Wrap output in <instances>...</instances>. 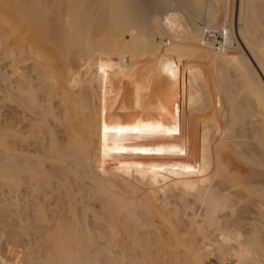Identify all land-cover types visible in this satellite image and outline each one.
I'll use <instances>...</instances> for the list:
<instances>
[{
	"label": "bare ground",
	"instance_id": "bare-ground-1",
	"mask_svg": "<svg viewBox=\"0 0 264 264\" xmlns=\"http://www.w3.org/2000/svg\"><path fill=\"white\" fill-rule=\"evenodd\" d=\"M55 1L50 21L40 13L44 3L0 0V57L19 79H9V94L59 124L55 132L48 128L46 161L37 164L47 187L57 178V194L64 189L74 232L64 240L65 228L57 226L51 262L78 264V240L92 242L97 230L86 228L80 236L76 212L85 200L74 196L80 181L90 187L83 188L90 191L84 214L97 209L91 213L104 230L99 238L123 256L112 262L207 264L229 257L231 264H264V0L170 3L182 6L177 9L165 0L166 13L148 8L146 0ZM232 1L238 36L229 18ZM197 19L224 28L239 41L237 51L203 45ZM29 63L33 76L24 68ZM33 80L46 92L45 102ZM11 123L8 146L0 137L6 150L0 186L10 196L20 191L23 175L31 181L42 175L30 156L15 154L18 133ZM11 200L3 216L15 225L22 218ZM44 210L40 216L46 218ZM27 245L10 251L30 256L36 249ZM2 257L0 249V264H11Z\"/></svg>",
	"mask_w": 264,
	"mask_h": 264
},
{
	"label": "rangeland",
	"instance_id": "rangeland-1",
	"mask_svg": "<svg viewBox=\"0 0 264 264\" xmlns=\"http://www.w3.org/2000/svg\"><path fill=\"white\" fill-rule=\"evenodd\" d=\"M36 1H39V0H35V2ZM55 1V0H54ZM160 1V2H159ZM158 2H157V0L156 1H150V0H146V2H148V3H146L147 5V7L148 8H151L152 10H153V8H155L154 10L155 11H158V12H160V13H166L168 10H166V9H168V8H166V6H164V5H166V2H168L169 4V9H177V8H181L182 6L181 5H179V4H176V5H174L175 3H178L179 1L177 0V2L176 1H173V0H166V2H164L165 0H159ZM161 1L163 2V3H165V4H163L162 5V3H161ZM35 2H33V3H35ZM47 2V3H46ZM150 2V3H149ZM152 2V3H151ZM172 2H175V3H173V4H170V3H172ZM37 3V4H36ZM35 4L38 6L39 5V3L41 4V3H44V4H41L42 5V7L41 6H39V9L41 10V12L40 13H44V15L46 14L47 15V17L49 16V20L50 19H52V21H54V8L56 9V7H57V5H56V7H54V2H53V0H42L41 2L39 1V2H36ZM153 3H155V4H153ZM161 3V6L160 5H158L157 6V4H160ZM35 4H31L33 7H34V5ZM55 4H56V1H55ZM148 4H150V6L148 5ZM151 4H153V7H151L152 5ZM232 5H230V9L232 10V11H230V9H229V18H231L230 19V22L231 23H233L232 24V26H233V31H234V34L235 33H237V25L239 26V22H238V14H239V12H238V8H237V6L236 5H234V3H233V1H232V3H231ZM35 5V6H36ZM46 5V6H45ZM52 5V6H51ZM45 6V7H44ZM173 6V7H172ZM176 6V7H175ZM41 7V8H40ZM158 7V8H157ZM172 7V8H171ZM233 7L236 9V11L234 12L233 10H235V9H233ZM37 9H38V7H36ZM158 10H157V9ZM47 9H49V11L47 10ZM51 9V10H50ZM62 9H64L63 10V13H64V16H65V13H66V9H65V7L63 6L62 7ZM43 10V11H42ZM53 10V11H52ZM47 12V13H46ZM53 13V14H52ZM231 14V15H230ZM51 21V20H50ZM238 22V23H237ZM197 23H198V25L199 26H201L202 27V25H204L203 24V22L202 21H200V20H198L197 19ZM236 28V29H235ZM236 30V31H235ZM235 35H237L238 36V33L237 34H235ZM158 40H160L159 38H158ZM239 40H240V43H241V39L239 38ZM238 41V40H237ZM239 42V41H238ZM1 56V55H0ZM0 137H2V135L4 136V138H1L2 140H8V138H9V141H5L4 143H6L7 144V146H8V142H10V140H11V138L9 137L10 136V122H12L11 124L13 125V126H15V130H14V132H17L18 134H17V139L15 140L16 141V143H15V145H17V147L15 146V148L16 149H18L17 150V152H15V154L18 156V158H20V155L22 154H24V153H26V154H24L25 156L26 155H28V156H30V158L28 157H26L27 158V161H28V159L29 160H31V162L30 161H28L29 162V164H32L33 163V165L35 166V164H36V167H34L35 168V170L37 169V170H39L38 171V173L39 174H42V173H40V167H39V165L37 164V161H46V155H45V152H44V150H47L48 151V149L49 148H47L48 146H49V144L51 143L50 141H51V136H50V128L49 127H51V128H53V130H54V132L55 131H57V125H59L58 123H54L53 122V120L52 121H46L45 119H44V115H41V114H43V113H41L40 114V111L38 110H34L36 107H31V106H29L28 105V107H29V109L31 110V112H30V110L29 109H27L26 107H27V103L25 102V100L23 101H18V103H23L24 102V104L25 105H21V104H18V103H16L17 101H16V99H15V101H14V97H13V99H12V96H15V95H17L16 93H15V95H13V93L11 92V94H9V91L10 90H8V89H10V87H9V84H10V82H9V79H10V81L11 82H16V80H19V79H17V77H12V76H10L9 74H11L10 73V70L8 69V67L7 66H9L8 65V60H6V61H4V60H2L3 59V56L2 57H0ZM6 62H8V63H6ZM77 62V63H76ZM76 64V65H75ZM74 66L75 67H78L79 66V63H78V61L77 60H75L74 61ZM34 67V65L33 64H31V63H29L28 65H26L24 68H25V70H26V72L29 74V75H32L33 76V73H30V72H32L33 70H32V68ZM35 68V67H34ZM33 68V69H34ZM46 73L48 72L47 70L45 71ZM50 72H51V70H50ZM6 80V81H5ZM33 85L35 86V92L37 93V97H38V99H39V101H41V102H45L46 101V99H47V94H46V92H43V91H41L38 87H37V85H38V82L36 81V80H33ZM8 84V85H7ZM16 84H14V86H15ZM7 87H9L8 89H7ZM235 89H234V91H237L236 90V87H234ZM16 92V91H15ZM9 94V95H8ZM12 95V96H11ZM11 96V97H10ZM16 97V96H15ZM41 99V100H40ZM44 100V101H43ZM17 104H18V106H17ZM21 105V106H20ZM22 106H26V107H22ZM22 107V108H21ZM31 107V108H30ZM37 109V108H36ZM214 110L215 108H211V110ZM34 111H36L37 113H35V115H34ZM33 113V114H32ZM39 113V115H41V116H39V115H36V114H38ZM38 117H42L41 119H43V120H45L46 122L45 123H47L48 125H50V126H46V124H44L41 120H40V118H38ZM9 119L11 120V121H9ZM51 120V119H50ZM42 122V123H41ZM39 123H41V125L39 124ZM15 124V125H14ZM44 124V125H43ZM52 124L55 126V128H54V126H52ZM41 126H44V127H46L45 129H43L44 127H42V128H40ZM36 129V130H34V128ZM37 127V128H36ZM18 128V130H16ZM32 128H33V130H32ZM49 128V129H48ZM59 129H58V131L60 130V129H62L61 131H59V133H60V135L62 134V131H63V128H61V127H58ZM47 129V130H46ZM6 132V133H5ZM31 132V133H30ZM38 132V133H37ZM45 132V133H44ZM9 133V134H8ZM29 133V134H28ZM48 133V134H47ZM58 133V132H57ZM58 133V134H59ZM32 135V136H31ZM35 135V136H34ZM37 135H38V137H37ZM60 135H57L59 138H63V136L61 137ZM6 137H8L7 139H5ZM30 137V138H29ZM30 139V140H29ZM41 139V140H40ZM27 140V141H26ZM35 140V141H34ZM34 143H35V145H34ZM37 144V145H36ZM21 146V147H20ZM21 149V150H20ZM5 150V149H4ZM3 150V148H0V164H6V156H5V154H6V150L4 151ZM27 151V152H26ZM23 152V153H22ZM21 153V154H20ZM46 153H48V152H46ZM24 156V157H25ZM23 157V156H22ZM32 158V159H31ZM34 161V162H33ZM48 162H46V164H47ZM31 166V165H30ZM39 167V169H38V167ZM32 167V168H33ZM48 171V170H47ZM49 172V171H48ZM48 172H47V174H48ZM50 174L52 175V176H54L53 175V173L50 171ZM48 176V175H47ZM42 179H41V178ZM39 178H40V180H39V178L37 179L38 181H40V185L37 183L38 181L36 180H30L29 178H28V176L27 175H23V179H24V181H23V184H22V187H21V189H20V191L19 192H16V193H12V197L10 196V193H9V191H8V189L6 188V187H4V186H0V235L2 236V235H4V241H3V244L2 245H4L5 247V251H6V249H7V251L5 252L7 255H6V257L9 259V261L3 256L2 257V259L6 262V263H11V264H54V263H52L51 261L52 260H55V258H54V255H53V257H51V253L49 254L48 252V250H50L51 248V245H52V242L54 241L53 240V237H54V235L52 236L51 234H55V232H58V230L59 229H57L59 226L58 225H60V229H63V228H65V229H63V231L62 230H60V231H62L63 232V234H62V238L64 239L65 238V236H67L68 235V233L69 232H74V227H73V225H74V223L71 221V219H72V211L70 212V209H71V207H70V204H69V199L66 197V196H64L65 195V193L63 192V190L61 191V194H64V195H60L59 196V194H57L58 192H59V190H57V188H56V186L54 187L53 185H56V180H57V178H55L56 180H54V178L52 179V183H53V185L52 184H50V186H51V188H56L55 190H54V188H53V190L51 189H49V187H47V184H45L46 182L44 181L45 179V174H44V176H43V174L40 176ZM28 178V179H27ZM27 179V180H26ZM44 179V180H43ZM51 179V178H50ZM43 181V182H42ZM58 181V180H57ZM45 182V183H44ZM80 182V181H79ZM78 182V183H79ZM44 183V184H43ZM78 183H76L75 185H77V186H74V190H75V193H74V196H78V197H84L83 199L85 200L84 202H83V205H78L77 206V212H76V214L78 215V221L79 222H81L80 223V230H79V233H80V236H85L84 234L86 233V232H84V230H86V228L89 230V231H91L92 232V234H94L93 235V241L92 242H88V241H86V240H84V238H83V241L82 240H78V247H79V251H78V255H79V261H78V264H113V263H117L116 261H114V260H116V258L115 257H117V260H120L119 262H121V257H123V256H121L122 254H120V250L114 245V244H112V247L110 246L109 248H108V246L106 245V242L104 241V240H102V239H100L99 237H100V233L102 234V233H104V230H102L101 229V227L100 226H98L95 222H93L94 220H93V216H92V213L91 212H93V210L94 211H96L97 209H91V212H89L88 214H84L85 212H83V207L85 206V204H87V197L86 196H88V192H89V194H90V191H89V189H88V187H89V185H88V183H87V185L85 184V185H81L80 183L78 184ZM39 186H38V185ZM42 185V186H41ZM79 185H80V187H82V188H80L81 189V191L80 192H78V193H80V194H78V193H76V188L77 187H79ZM46 188H45V187ZM86 186H88L87 187V189L88 190H86V188L84 189V191H83V188L84 187H86ZM90 188V187H89ZM46 189V190H45ZM50 190V193H48V191ZM56 190H57V192H56ZM91 190V189H90ZM87 191V192H86ZM20 193H24V194H21L20 195ZM28 195H27V194ZM60 193V192H59ZM82 193V194H81ZM17 195V196H16ZM20 195V196H19ZM24 195V196H23ZM26 195V196H25ZM19 196V197H18ZM28 196V197H27ZM52 196V197H51ZM62 196V197H61ZM16 197V198H15ZM59 197L61 198V199H59ZM86 197V198H85ZM65 198V199H64ZM80 198V199H81ZM11 199H16L17 200V203H18V205L20 206V207H17V205H15L16 206V211H18V218L20 219V218H22V219H20V220H17V223L15 222V225H12L13 223H11V220L9 221V223H7V218H5L3 215H5L4 214V212L5 213H8V211H6L5 210V208L7 207H9V205H8V203H10V201H12ZM23 199L25 200V201H23ZM62 200V201H61ZM82 200V199H81ZM38 201V202H37ZM41 202V203H40ZM43 202H45V203H43ZM48 202V203H47ZM67 202V203H66ZM12 203H14V202H12ZM16 203V202H15ZM16 203V204H17ZM39 203V204H38ZM61 203H62V205H61ZM85 203V204H84ZM44 204V205H43ZM46 204V205H45ZM48 204V205H47ZM82 204V203H81ZM14 206V207H15ZM48 206V207H47ZM53 206V207H52ZM83 206V207H82ZM38 207V208H37ZM41 207H43L42 209H44L45 208V210L47 209V210H49V211H45V213H46V218L48 219H46L45 217H43V216H40V211H42V209L40 210V208ZM79 207V208H78ZM20 210V211H19ZM68 211V212H67ZM80 211V212H79ZM90 211V210H89ZM36 212H37V214H36ZM82 212V213H81ZM34 213V214H33ZM39 214V215H38ZM70 214V215H69ZM7 215H9V213L8 214H6V217H7ZM35 215H36V217H35ZM37 216H38V218H37ZM43 217V219L42 218H40V217ZM8 218H9V216H8ZM87 218V220H85ZM5 219H6V221H5ZM16 219H17V217H16ZM38 219V220H37ZM39 219H41V220H43L42 222H43V224H42V222H40L39 221ZM50 219V220H49ZM36 221H37V223H36ZM44 221H45V223H44ZM23 223V225H21L22 223ZM46 222H48V224L46 223ZM55 222V224H53ZM57 222V223H56ZM11 223V225L14 227H10L11 225H8V224H10ZM19 223V224H18ZM21 223V224H20ZM31 223H32V225H31ZM17 224V225H16ZM37 224V225H36ZM45 224V225H44ZM50 224V225H49ZM7 225V226H6ZM18 225H20L22 228H25V226H28V227H26L25 229H26V231L25 232H27L28 234H29V237L26 235H23V234H21L20 232H23V233H25L23 230H25V229H20L19 228V226ZM35 225V226H34ZM39 225V226H38ZM43 225V229L40 227V226H42ZM95 225V226H94ZM9 226V227H8ZM39 228H38V227ZM52 226V227H51ZM58 226V227H57ZM18 227V228H17ZM55 227V228H54ZM97 227V228H96ZM11 228H13V229H11ZM38 229V230H35V229ZM52 228V229H51ZM83 228V229H82ZM92 228V229H91ZM15 229V230H14ZM43 231H42V230ZM47 229V230H46ZM52 231H51V230ZM95 229H97L96 231H94ZM22 230V231H21ZM29 232H28V231ZM46 230V231H45ZM15 231V232H14ZM20 231V232H19ZM38 233H37V232ZM93 231H94V233H93ZM84 232V233H83ZM13 233V234H12ZM16 235H15V234ZM18 233H20V236H19V234ZM26 233V234H27ZM49 233V234H48ZM41 234V235H40ZM43 234V235H42ZM75 234V233H74ZM51 235V237H49ZM78 235V234H77ZM13 236V237H12ZM24 236V237H23ZM95 236V237H94ZM16 237V238H15ZM19 237V238H18ZM27 237V238H26ZM14 238V239H13ZM22 238V239H21ZM29 240V241H28ZM45 240V241H44ZM51 240V241H50ZM65 240V239H64ZM49 241V242H48ZM27 243L28 244H30V243H32L33 245H34V249H36V251H35V253H30L29 255L30 256H28V254L27 255H23L22 253H20V252H18V251H13V252H11L10 251V248L11 247H13V248H17L16 246H20V245H22V246H20V247H24V246H28L27 245ZM45 244V245H44ZM48 244V245H47ZM41 245V246H40ZM113 245H114V248H113ZM11 246V247H10ZM50 246V247H49ZM107 246V247H106ZM116 247V248H115ZM106 248H107V250H106ZM1 249V248H0ZM108 249H110V250H112L111 252V256H113L111 259H110V255H108L107 253H105V251L107 252L108 251ZM85 250H86V252H85ZM119 250V251H118ZM38 251V252H37ZM12 253V254H11ZM1 254H2V252H1ZM11 254V255H10ZM48 255V256H47ZM120 255V256H119ZM108 256H110V257H108ZM120 257V258H119ZM54 258V259H53ZM109 258V259H108ZM113 258H115L114 260H113V262H112V259ZM11 259H14L13 261L11 260ZM124 259V258H123ZM125 259H128V258H125ZM227 259V260H226ZM111 260V261H110ZM129 260V259H128ZM128 260H126V261H128ZM132 260V258L130 259V261ZM220 259H218V258H215V259H209V261H208V263L207 264H231L232 263V261L230 260V258L228 257H226V258H223V260H220ZM122 261H125V260H122ZM124 262L125 264L127 263H130V262ZM118 262V264H120ZM218 262V263H217ZM124 263H122V264H124ZM56 264V263H55ZM131 264V263H130Z\"/></svg>",
	"mask_w": 264,
	"mask_h": 264
},
{
	"label": "built area",
	"instance_id": "built-area-1",
	"mask_svg": "<svg viewBox=\"0 0 264 264\" xmlns=\"http://www.w3.org/2000/svg\"><path fill=\"white\" fill-rule=\"evenodd\" d=\"M202 44L208 45L221 52H236L238 49V41L232 38L221 26H205L202 25ZM169 43V42H168ZM4 238L0 236V248L2 255L8 260L5 255V248L3 244ZM12 261L14 259H11Z\"/></svg>",
	"mask_w": 264,
	"mask_h": 264
},
{
	"label": "snow or ice",
	"instance_id": "snow-or-ice-1",
	"mask_svg": "<svg viewBox=\"0 0 264 264\" xmlns=\"http://www.w3.org/2000/svg\"><path fill=\"white\" fill-rule=\"evenodd\" d=\"M104 131H105V133L108 132V128H107V126H105Z\"/></svg>",
	"mask_w": 264,
	"mask_h": 264
}]
</instances>
